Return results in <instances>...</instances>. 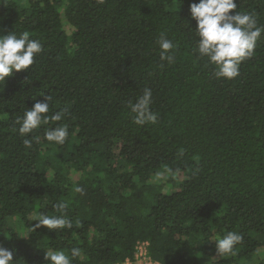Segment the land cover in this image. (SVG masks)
<instances>
[{
    "label": "trees",
    "instance_id": "1",
    "mask_svg": "<svg viewBox=\"0 0 264 264\" xmlns=\"http://www.w3.org/2000/svg\"><path fill=\"white\" fill-rule=\"evenodd\" d=\"M264 26V0H235ZM199 0H0V35L27 31L43 51L0 81V247L14 264L134 259L148 240L160 264H264V33L238 77L215 76L196 53ZM161 35L176 45L160 58ZM152 91L155 124L133 122L130 102ZM61 121L21 136L17 118L44 96ZM67 125L63 145L46 130ZM32 141L25 148V138ZM159 174V175H158ZM83 188V194L75 191ZM67 202L72 227L32 228ZM243 237L235 255L216 241Z\"/></svg>",
    "mask_w": 264,
    "mask_h": 264
},
{
    "label": "clouds",
    "instance_id": "2",
    "mask_svg": "<svg viewBox=\"0 0 264 264\" xmlns=\"http://www.w3.org/2000/svg\"><path fill=\"white\" fill-rule=\"evenodd\" d=\"M103 4L104 0H97ZM235 0H199V3L190 4L192 19L196 21L195 35L196 53L199 57L208 59V62L216 66L215 76L227 80L234 79L240 74L241 63L253 57L257 41L264 33V26L258 25L257 17L249 12H237L231 14L230 10H236ZM160 58L168 63L174 62L171 50L176 47L172 40L161 35L158 41ZM43 51V45L38 40L30 39V34L24 31L17 35L14 31L7 35H0V81L13 74V70H26L35 63L34 58ZM44 101H37L31 108L24 112L23 117L17 118L20 125L18 131L21 136L27 137L41 125H47L50 121H61L68 110L66 108L49 113L51 96L44 95ZM152 91L149 88L143 90L135 103L130 102L133 122L137 125L155 124L158 115L151 110ZM69 136L67 125L57 126L46 130L44 138L48 142L63 145ZM36 139L25 138V148L32 147V141ZM159 175V174H158ZM76 192L83 194V188L76 187ZM67 202H58L53 208L60 215H45L40 213L32 220L37 223L34 230L46 226L49 230L71 228L72 222L64 214ZM243 237L236 232H228L223 238L215 240L216 250L220 257L235 255V246L242 243ZM80 249L73 247L70 255L63 251H51L46 249L45 260L48 264H72V259L80 256ZM13 252L0 247V264H14Z\"/></svg>",
    "mask_w": 264,
    "mask_h": 264
},
{
    "label": "built area",
    "instance_id": "3",
    "mask_svg": "<svg viewBox=\"0 0 264 264\" xmlns=\"http://www.w3.org/2000/svg\"><path fill=\"white\" fill-rule=\"evenodd\" d=\"M149 245L150 243L148 240H139L136 243L134 259L126 258L123 262L115 264H160L151 258L149 254Z\"/></svg>",
    "mask_w": 264,
    "mask_h": 264
}]
</instances>
